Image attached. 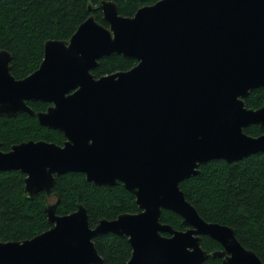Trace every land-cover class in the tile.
Segmentation results:
<instances>
[{
  "label": "water",
  "instance_id": "1",
  "mask_svg": "<svg viewBox=\"0 0 264 264\" xmlns=\"http://www.w3.org/2000/svg\"><path fill=\"white\" fill-rule=\"evenodd\" d=\"M89 9H101L106 24L92 13L69 39H48L40 66L25 78L12 74V53L0 49V114H35L28 99L52 102L39 121L67 137L64 146L28 141L0 150V171L27 173L29 199L70 171L98 186L122 182L140 211L92 227L83 203L59 214L46 197L52 226L0 240V264H101L94 239L107 233L128 238L127 264H202L228 252L222 264H264L234 227L206 220L180 186L210 160L264 153V133L245 131L264 127V105L245 101L264 87V0H158L132 16L114 0ZM114 54L137 62L96 77L99 59ZM164 209L187 229L163 222ZM202 234L226 249H204Z\"/></svg>",
  "mask_w": 264,
  "mask_h": 264
},
{
  "label": "trees",
  "instance_id": "2",
  "mask_svg": "<svg viewBox=\"0 0 264 264\" xmlns=\"http://www.w3.org/2000/svg\"><path fill=\"white\" fill-rule=\"evenodd\" d=\"M101 0H0V49L12 53V72L18 77L34 71L44 56L48 39H69L92 13L104 23L101 9L91 11L90 5ZM119 11L132 16L142 6L158 0H114ZM135 59L120 54L99 59L92 70L96 77L115 71L127 70ZM249 108L264 105V87L251 90L245 98ZM43 109L46 103H32ZM252 135L264 133V127L252 124L245 128ZM29 138L62 141L57 130L39 123L35 116L21 113L14 117L0 116V141L7 148L12 143ZM199 172L181 181L187 199L208 221L234 227L242 244L255 251L264 262V153H256L240 160L227 162L213 159L203 163ZM54 191L59 214L70 213L83 203L91 226L102 218H115L124 212L136 213L140 208L135 195L121 182L111 186H98L81 172H66L56 177ZM43 193L33 198L24 195L23 173L18 170L0 171V240H23L33 237L52 226L44 209ZM162 221L176 228H185L182 217L169 209L162 212ZM101 264H127L132 246L127 237L114 233L95 239ZM202 245L215 250L220 243L203 236ZM202 264H222L220 258L209 256Z\"/></svg>",
  "mask_w": 264,
  "mask_h": 264
},
{
  "label": "flooded vegetation",
  "instance_id": "3",
  "mask_svg": "<svg viewBox=\"0 0 264 264\" xmlns=\"http://www.w3.org/2000/svg\"><path fill=\"white\" fill-rule=\"evenodd\" d=\"M43 58H44V56H43ZM12 60H13V56H12V59H11V72H12V67H13V65H12ZM43 60V59H42ZM42 62V61H41ZM41 62H40V64H41ZM40 64H39V66H40ZM38 66V67H39ZM37 67V68H38ZM36 68V69H37ZM35 69V70H36ZM34 70V71H35ZM34 71H32V72H30V73H28L27 75H25V76H22V77H18V76H16L15 74H13V72H12V74L17 78V79H22V78H25V77H27L28 75H30L31 73H33ZM36 101H41V102H43V103H46L47 105H46V107L45 108H43V109H36L35 107H34V105L32 104V103H34V102H36ZM27 103H28V105L35 111V114H30V113H28V112H19L17 115H19V114H21V113H28V114H30V115H32V116H35L36 118H37V120L39 121V117H38V115H37V113L38 112H45V111H47L48 110V108H49V106H51L52 105V102H49V101H44V100H34V99H28L27 100ZM17 115H8V114H0V116H8V117H14V116H17ZM39 123H40V121H39ZM41 124V123H40ZM43 125V124H42ZM44 126H46V125H44ZM46 127H49V126H46ZM49 128H51V129H55V130H57V131H59L63 136H64V138L62 139V141H54V140H46V139H44V138H29V139H25V140H23V141H20V142H15V143H12L9 147H7V148H4L3 147V143L0 141V150L3 152V153H8V152H10V151H12L13 150V147L15 146V145H17V144H20V143H23V142H28V141H35V142H38V141H47V142H51V143H56V144H58V145H61V146H64V143H65V141L67 140V137L65 136V134L61 131V130H59V129H57V128H53V127H49ZM11 170H18V171H20V172H22L23 173V181H24V195L26 194V191H25V185H26V182H25V178L28 176V174L27 173H24L20 168H12V169H9V170H3V171H11ZM58 175H56V177H57ZM56 183V182H55ZM118 183H120V182H118ZM122 183V182H121ZM123 184V183H122ZM124 185V184H123ZM55 186V185H54ZM54 186L52 187V189H51V191L48 193L46 190H41V191H39L38 193H35L34 194V196L35 195H37V194H39V193H43V195H44V197H49V199L50 198H52V197H57L56 196V192L54 191ZM33 196V197H34ZM136 197V196H135ZM175 229H177V230H186L187 229V226H185V228H176V227H174ZM164 235H169L168 233H163ZM203 236H209V237H211L210 235H208V234H202L201 235V239L203 238ZM212 239H214L213 237H211ZM216 240V239H215ZM219 243H220V246L217 248V249H215V250H212V251H210V250H208L209 252H213V251H216V250H225L226 248H225V246L223 245V243L222 242H220L219 240H217ZM242 243V242H241ZM203 246V245H202ZM204 248V247H203ZM204 249H206V248H204ZM207 250V249H206ZM230 253L228 252L226 255H229ZM225 255V256H226ZM225 256H223V257H218V258H220V260H221V263H222V261H223V258L225 257ZM212 257V256H211Z\"/></svg>",
  "mask_w": 264,
  "mask_h": 264
}]
</instances>
